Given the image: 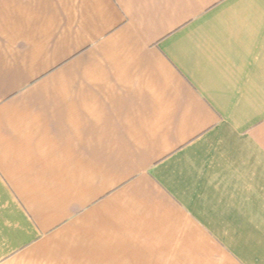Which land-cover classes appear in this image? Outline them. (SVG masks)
Instances as JSON below:
<instances>
[{"label": "crops", "instance_id": "0c3cea01", "mask_svg": "<svg viewBox=\"0 0 264 264\" xmlns=\"http://www.w3.org/2000/svg\"><path fill=\"white\" fill-rule=\"evenodd\" d=\"M0 264H264V0H0Z\"/></svg>", "mask_w": 264, "mask_h": 264}]
</instances>
